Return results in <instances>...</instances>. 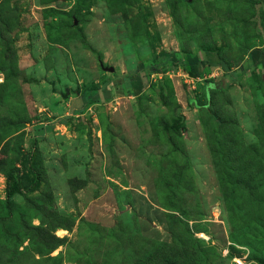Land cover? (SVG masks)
<instances>
[{"label": "rangeland", "instance_id": "1", "mask_svg": "<svg viewBox=\"0 0 264 264\" xmlns=\"http://www.w3.org/2000/svg\"><path fill=\"white\" fill-rule=\"evenodd\" d=\"M263 44L264 0H0V264H264Z\"/></svg>", "mask_w": 264, "mask_h": 264}, {"label": "trees", "instance_id": "2", "mask_svg": "<svg viewBox=\"0 0 264 264\" xmlns=\"http://www.w3.org/2000/svg\"><path fill=\"white\" fill-rule=\"evenodd\" d=\"M249 55L253 61L254 64H261L262 66H264V44L262 47L260 48H254L251 49L249 52ZM164 57V61L162 62L163 65V70L167 69V67H170V64L173 63H178V62H182V64L184 65V68L187 69V71L189 73L192 74H196L199 75L202 73V71L207 68V67H212V65H210L211 61H209L207 58L206 59H199V57L197 55H185L183 59H181L180 57H178V55L176 53L174 54H170V55H163ZM217 58V56H215ZM211 59L213 60V56L211 57ZM217 62L219 63V67L222 69V71L224 73L229 72V68H227L225 66V63L222 62V60L220 58H217ZM126 88L128 89V92H131L132 95H137L141 92L142 90V83L140 79H137L135 82H128ZM92 101H96V98L92 99ZM12 176L13 174L11 172H9L6 175V184H7V195H10V182L12 181ZM3 205L5 206V208L7 210H10L12 207L11 202L6 199L3 203ZM0 221L3 222L4 218L2 216H0ZM147 247V246H146ZM163 250V248H157V249H153L152 251H148L147 256L143 259L144 260V264H151L152 261H157L159 259L160 253Z\"/></svg>", "mask_w": 264, "mask_h": 264}, {"label": "water", "instance_id": "3", "mask_svg": "<svg viewBox=\"0 0 264 264\" xmlns=\"http://www.w3.org/2000/svg\"><path fill=\"white\" fill-rule=\"evenodd\" d=\"M188 1H190V0H188ZM112 70H113L112 68L109 69V71H112Z\"/></svg>", "mask_w": 264, "mask_h": 264}]
</instances>
